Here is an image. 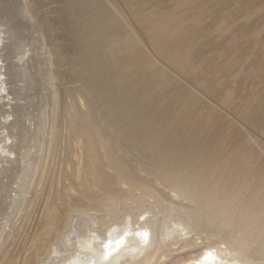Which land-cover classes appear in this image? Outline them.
Masks as SVG:
<instances>
[{"label":"bare ground","instance_id":"1","mask_svg":"<svg viewBox=\"0 0 264 264\" xmlns=\"http://www.w3.org/2000/svg\"><path fill=\"white\" fill-rule=\"evenodd\" d=\"M208 3L0 0V264H264V53Z\"/></svg>","mask_w":264,"mask_h":264},{"label":"rangeland","instance_id":"2","mask_svg":"<svg viewBox=\"0 0 264 264\" xmlns=\"http://www.w3.org/2000/svg\"><path fill=\"white\" fill-rule=\"evenodd\" d=\"M164 1V5L163 6H167L171 3V0H163ZM217 1V4L219 5H214V3H208V7L209 8H213L215 7L216 12L220 13L223 12L224 14L226 13L228 15V19L225 22H221L218 17H207L205 19L202 20V23L204 25H210L211 23L214 24L215 26L224 24V23H229L231 21H235L237 24H243L244 25V29L247 31L246 37L240 40L241 44H245L246 42H255V46H254V51H255V57L259 58L263 55L264 53V0H255L258 3L257 6V10L255 12V14L253 16H247L245 17V12L242 10V8H236V9H232L233 5L230 7V0H215ZM57 3L54 1H47L46 2V7L47 8H51L53 6H55ZM3 11L2 9H0V22H2V19L5 15H3ZM215 18H217V21H215ZM5 19V18H4ZM1 24V23H0ZM215 34L214 31H210L208 28V31L206 32V34L202 37H200V45L201 46H197L196 51L198 53H201L203 56L204 55H209V56H213L216 59L222 63H226V64H232V56L231 58L229 57V55L225 54L224 51L221 52V50H210L208 49L212 44H217L219 43V41H217L215 39V37L212 34ZM7 36V35H6ZM257 37V39H256ZM15 39L12 38V41ZM7 42V40H5ZM221 52V53H220ZM211 54H217V55H211ZM220 56V57H219ZM218 57V58H217ZM15 60V59H14ZM217 60H213V64H215L217 62ZM239 70H237V73H235L234 75L232 74V76L234 77L233 80L237 79V80H241L242 82L245 80V76L243 74H240L239 76ZM238 77V78H235ZM13 80V79H12ZM19 81V80H18ZM16 79L15 85H22V82H18ZM240 81V84L242 83ZM18 85V86H19ZM245 85L246 83L242 84L243 90L245 92ZM246 90H252V91H257L260 93L261 97L264 99V81H263V76L262 73L259 74V76L257 78H255V81L252 85H248L246 87ZM24 98L25 99H29L30 97L33 98L32 95H28V93L24 94ZM206 100V96L204 97ZM24 101V100H23ZM207 102H210L211 104H213V108H215L216 105H226L228 103H230V100L228 98V88L226 87V84H221L219 83L217 85V88H213L211 89L208 98H207ZM216 102V103H213ZM5 103V102H3ZM219 110L222 112L223 108H219ZM20 112H22L20 110ZM203 116H205L207 114V111L204 109V107H202L201 110ZM234 123L238 124L239 126H241L244 130L245 124L241 123V121H239L237 118H234L233 120ZM240 139H242V137H240ZM258 139V136H254L253 137V143L254 145L256 144V141ZM14 156V155H13Z\"/></svg>","mask_w":264,"mask_h":264},{"label":"water","instance_id":"3","mask_svg":"<svg viewBox=\"0 0 264 264\" xmlns=\"http://www.w3.org/2000/svg\"><path fill=\"white\" fill-rule=\"evenodd\" d=\"M220 264V263H219Z\"/></svg>","mask_w":264,"mask_h":264}]
</instances>
